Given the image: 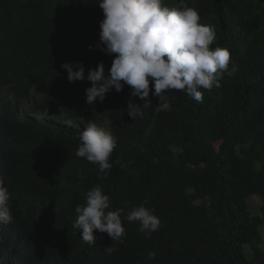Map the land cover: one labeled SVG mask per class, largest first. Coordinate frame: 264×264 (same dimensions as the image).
<instances>
[{"label": "trees", "instance_id": "16d2710c", "mask_svg": "<svg viewBox=\"0 0 264 264\" xmlns=\"http://www.w3.org/2000/svg\"><path fill=\"white\" fill-rule=\"evenodd\" d=\"M98 2L0 0V180L14 216L0 228V258L5 264H264V0H163L197 10L200 23L216 33L211 47L227 48L235 71L225 72L218 88L202 89L203 103L172 90L171 110L161 111L150 94L145 115L136 119L128 102L144 101L128 85L89 105L91 82H69L62 67L82 62L87 74L103 62L110 69L114 54L98 47ZM90 121L107 122L117 138L107 178L75 156L81 123ZM96 185L109 195V210L124 209L122 242L96 230L89 246L73 226L75 207ZM141 205L160 218L157 231L142 233L139 221L126 220Z\"/></svg>", "mask_w": 264, "mask_h": 264}, {"label": "clouds", "instance_id": "9594fccd", "mask_svg": "<svg viewBox=\"0 0 264 264\" xmlns=\"http://www.w3.org/2000/svg\"><path fill=\"white\" fill-rule=\"evenodd\" d=\"M98 4L103 12L98 47L109 55L114 54L110 69L106 71L101 62L86 74L82 62L62 64L69 82L85 79L91 82V87L86 89L89 105L103 101L109 91L120 92L128 85L131 95L144 101L143 106L128 102V115L136 119L145 115L142 109L151 104L150 94L158 98L161 111L171 110L167 92L172 90L184 92L203 103L202 89L218 88L223 74L232 75L235 71V68L229 69L230 51L211 47L216 40L214 29L200 23L197 10L186 4L168 7L163 0H99ZM81 126L85 130L80 134L75 156L95 165L98 174L107 178L113 167L111 156L117 138L103 124L90 121ZM10 199L11 193L0 180V228H7L2 226L14 220ZM85 200L83 206L75 207L73 225L81 239L89 246L95 245L98 230L107 233L112 241L122 242L126 235L121 219L124 209L109 210L110 197L100 185L89 190ZM154 213V209L141 205L125 218L129 223L139 221L140 232L150 234L161 225ZM114 250L111 245L105 247L109 255ZM0 264H5L4 258H0Z\"/></svg>", "mask_w": 264, "mask_h": 264}, {"label": "rangeland", "instance_id": "374dc122", "mask_svg": "<svg viewBox=\"0 0 264 264\" xmlns=\"http://www.w3.org/2000/svg\"><path fill=\"white\" fill-rule=\"evenodd\" d=\"M57 118H59V119H63V120H64V116H63V115H59ZM87 124H88V123H86V125H87ZM100 124H103V125H105L106 127L109 128V125H108L107 122H106V123H100ZM109 129H110V128H109ZM251 205H252V207H253V209H254L255 211H258V210H259L257 204H256V203H253V201L251 202ZM263 236H264V232H263ZM247 251L250 252L249 248H247Z\"/></svg>", "mask_w": 264, "mask_h": 264}]
</instances>
